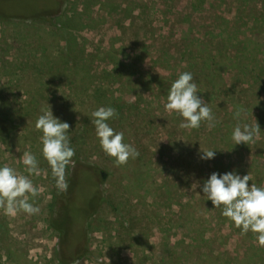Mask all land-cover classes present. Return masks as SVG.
Listing matches in <instances>:
<instances>
[{
  "label": "rangeland",
  "instance_id": "rangeland-1",
  "mask_svg": "<svg viewBox=\"0 0 264 264\" xmlns=\"http://www.w3.org/2000/svg\"><path fill=\"white\" fill-rule=\"evenodd\" d=\"M60 1L49 18L0 17V167L28 175L22 157L34 154L39 175L29 178L40 190L29 200L38 214L0 209V264H264L255 235H241L202 191L213 172L264 187V0ZM182 72L193 74L215 127L180 129L182 118L165 111ZM49 106L70 125L67 183L78 166L103 173L104 201L86 215L85 250L72 260L59 234L66 192L35 130ZM102 106L116 110L107 123L139 152L124 166L91 123ZM238 122L258 123L254 143L235 145Z\"/></svg>",
  "mask_w": 264,
  "mask_h": 264
},
{
  "label": "clouds",
  "instance_id": "clouds-1",
  "mask_svg": "<svg viewBox=\"0 0 264 264\" xmlns=\"http://www.w3.org/2000/svg\"><path fill=\"white\" fill-rule=\"evenodd\" d=\"M197 84L193 74L182 72L171 84L164 104L165 111L182 118L180 129H198L202 122H207L209 128L215 127L218 121L205 100L197 95ZM42 114L35 122V130L41 132V153L51 168V175L56 181V188L66 192V168L72 163L75 150L70 146L67 122H61L53 116L50 106L43 108ZM245 109L237 107L234 119L239 121ZM91 123L95 126L96 136L104 153L114 159L117 167L124 166L129 159H135L139 152L132 145L124 142V133L116 132L107 121L116 118L118 113L113 107H99L92 112ZM260 132L258 123L255 126L241 124L235 126L231 139L235 145L254 143ZM201 159H212L214 150H202ZM22 163L28 175L18 174L7 165L0 167V209L5 214L14 215L23 212L35 215L39 207L29 202L40 195V190L29 178L39 175L38 160L30 152H25ZM249 174L240 176L235 172L219 174L213 172L203 183L204 197L210 200L214 208L221 209L222 215L234 223L241 235L251 232L256 237L258 245L264 248V187L255 184L249 186Z\"/></svg>",
  "mask_w": 264,
  "mask_h": 264
},
{
  "label": "trees",
  "instance_id": "trees-1",
  "mask_svg": "<svg viewBox=\"0 0 264 264\" xmlns=\"http://www.w3.org/2000/svg\"><path fill=\"white\" fill-rule=\"evenodd\" d=\"M60 2V0H0V17L4 19L49 18L47 16L57 14ZM261 13L264 17V12ZM4 129L6 127L0 123V133ZM68 181V189L62 196L65 203L61 208L66 222L64 227L61 226L59 229V234L62 239V255L72 260L85 250L81 232L86 215L88 216L104 201L100 200L99 191L103 173L89 167L78 166L71 173ZM67 240L69 241L67 242ZM261 249L264 250V248ZM164 264L166 263L164 262Z\"/></svg>",
  "mask_w": 264,
  "mask_h": 264
}]
</instances>
